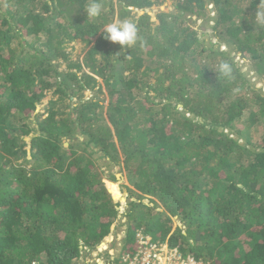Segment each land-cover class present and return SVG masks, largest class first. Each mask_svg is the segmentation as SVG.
Returning a JSON list of instances; mask_svg holds the SVG:
<instances>
[{
	"label": "trees",
	"instance_id": "trees-1",
	"mask_svg": "<svg viewBox=\"0 0 264 264\" xmlns=\"http://www.w3.org/2000/svg\"><path fill=\"white\" fill-rule=\"evenodd\" d=\"M162 1L117 0L115 14L103 0L89 20L88 0H0V264H79L124 213L97 163L120 159L163 209L128 203L114 264L135 252L139 231L204 263L264 264V91L234 56L264 80L259 0H177L154 22L143 10ZM115 18L134 19L143 46L106 41ZM193 19L213 22L219 41ZM75 41L91 46L82 64L69 62ZM225 60L231 81L216 71ZM99 80L107 106L84 100ZM173 218L185 229L173 231Z\"/></svg>",
	"mask_w": 264,
	"mask_h": 264
},
{
	"label": "rangeland",
	"instance_id": "rangeland-1",
	"mask_svg": "<svg viewBox=\"0 0 264 264\" xmlns=\"http://www.w3.org/2000/svg\"><path fill=\"white\" fill-rule=\"evenodd\" d=\"M177 0H163L162 3H158L157 5H154L151 8L143 10V12L148 13L154 22L158 21V14L160 13H177L176 8ZM112 5L114 8V13L117 14L119 11V4L117 0H113ZM110 6L108 7V10H110ZM0 10L4 11V5H1L0 2ZM209 10L212 12L210 13V17H215L216 11L213 7V4L211 3L209 5ZM136 12V11H135ZM141 11H139V14ZM138 18V16H137ZM136 19V17H135ZM116 20V18H115ZM194 20H190L189 24L193 27H195L196 30H198V34L202 39H206L207 41H210V43H217L219 39L214 36L213 34V22L207 23L203 20H197L194 23ZM224 45L222 44V50H224ZM66 52L69 56V62L75 63L79 61L81 64L84 61L86 53L90 49V45H85L83 42L75 41L71 43H67L65 45ZM234 55V53L232 54ZM235 56V62L237 65L242 69V72L245 73L249 78H251V81L255 83L256 88L262 89L264 91V80L263 77H260L256 74V72L253 69L252 62L248 59L242 58L241 54L234 55ZM61 69L63 70L66 68L67 63L64 60L60 61ZM100 84L103 85L101 92H98L97 90H87L84 92V100L88 99H96L101 102H103L106 106L108 105L109 99L105 92L104 83L99 80ZM79 96L73 100V103H78ZM181 109V107H180ZM38 112V111H37ZM39 113L43 115L42 117H46V114L43 113V108L39 109ZM234 139H237L238 137L236 135H233ZM83 140V138H80ZM31 138H27L26 142L27 144L30 143ZM239 144H244V141H239ZM69 145V141H65V146L67 147ZM99 170L102 173V177L104 182L106 183L108 189H110L117 200L119 199L123 202V212L126 213L128 211V203L129 202H135V203H142L144 204H150L154 209L162 210L163 208L154 203H150L152 198L148 197L141 192H138L132 185L128 182L125 168L122 164V159L119 160V163L115 164L112 168L104 166V160H97ZM110 186V188H109ZM124 213H121L120 216L116 219L112 226L111 234L105 238L101 243L97 244L93 248L85 249L82 253V257L80 258L79 264H114L118 261L120 258V252L123 247V241L127 235L128 231V223H127V217L124 215ZM173 231H175L177 228H183L181 223L177 218H173ZM143 233L142 231H139L138 233ZM137 235V234H136ZM164 244H168V241H164Z\"/></svg>",
	"mask_w": 264,
	"mask_h": 264
},
{
	"label": "clouds",
	"instance_id": "clouds-1",
	"mask_svg": "<svg viewBox=\"0 0 264 264\" xmlns=\"http://www.w3.org/2000/svg\"><path fill=\"white\" fill-rule=\"evenodd\" d=\"M84 10L89 20L100 17L104 10L103 0H88L84 6ZM255 23L264 25V0H259V4L257 5ZM103 33L106 41L118 44L121 48H132L138 44L140 46L144 44L143 37L140 35V28L135 20L131 18L114 20L104 24ZM216 71L225 81L233 79V66L226 60L216 66ZM234 91L238 92L239 89H234Z\"/></svg>",
	"mask_w": 264,
	"mask_h": 264
},
{
	"label": "built area",
	"instance_id": "built-area-1",
	"mask_svg": "<svg viewBox=\"0 0 264 264\" xmlns=\"http://www.w3.org/2000/svg\"><path fill=\"white\" fill-rule=\"evenodd\" d=\"M122 264H207L191 256H184L169 243L154 242L145 233H137L135 252L121 258Z\"/></svg>",
	"mask_w": 264,
	"mask_h": 264
},
{
	"label": "bare ground",
	"instance_id": "bare-ground-1",
	"mask_svg": "<svg viewBox=\"0 0 264 264\" xmlns=\"http://www.w3.org/2000/svg\"><path fill=\"white\" fill-rule=\"evenodd\" d=\"M125 202H123V201H121V206L123 207V204H124ZM123 209V208H122Z\"/></svg>",
	"mask_w": 264,
	"mask_h": 264
}]
</instances>
